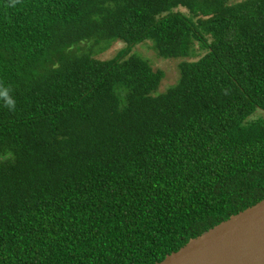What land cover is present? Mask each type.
Segmentation results:
<instances>
[{
    "label": "trees",
    "instance_id": "trees-1",
    "mask_svg": "<svg viewBox=\"0 0 264 264\" xmlns=\"http://www.w3.org/2000/svg\"><path fill=\"white\" fill-rule=\"evenodd\" d=\"M145 39L203 52L153 95ZM0 85V264H154L264 198V0H0Z\"/></svg>",
    "mask_w": 264,
    "mask_h": 264
},
{
    "label": "water",
    "instance_id": "water-1",
    "mask_svg": "<svg viewBox=\"0 0 264 264\" xmlns=\"http://www.w3.org/2000/svg\"><path fill=\"white\" fill-rule=\"evenodd\" d=\"M154 264H264V198Z\"/></svg>",
    "mask_w": 264,
    "mask_h": 264
},
{
    "label": "rangeland",
    "instance_id": "rangeland-1",
    "mask_svg": "<svg viewBox=\"0 0 264 264\" xmlns=\"http://www.w3.org/2000/svg\"><path fill=\"white\" fill-rule=\"evenodd\" d=\"M176 9L182 12H186V9L182 7H178ZM89 42L90 41H85L82 42V44H88ZM124 45L125 43L119 39L112 40L107 45L99 42L97 45H92V47H94V57L102 60L110 59L116 54L119 49L124 47ZM202 52L203 51L201 49H198V46L195 43L193 44L192 53L187 57H162L157 54L153 46V41L151 39H145L136 44L131 49V53L146 58L153 70H162L163 72V77L160 80L157 89L152 93L153 95L163 93L169 87L174 85L178 81L180 75V64L183 61H193L197 59L202 54ZM252 117H264V112L257 110Z\"/></svg>",
    "mask_w": 264,
    "mask_h": 264
},
{
    "label": "clouds",
    "instance_id": "clouds-1",
    "mask_svg": "<svg viewBox=\"0 0 264 264\" xmlns=\"http://www.w3.org/2000/svg\"><path fill=\"white\" fill-rule=\"evenodd\" d=\"M18 0H10V6H15ZM0 100H3L4 105L9 108L10 111H15V100L10 95V89L0 85Z\"/></svg>",
    "mask_w": 264,
    "mask_h": 264
}]
</instances>
